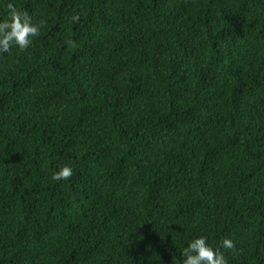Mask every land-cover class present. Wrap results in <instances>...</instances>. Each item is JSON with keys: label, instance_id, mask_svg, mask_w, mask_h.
Masks as SVG:
<instances>
[{"label": "trees", "instance_id": "trees-1", "mask_svg": "<svg viewBox=\"0 0 264 264\" xmlns=\"http://www.w3.org/2000/svg\"><path fill=\"white\" fill-rule=\"evenodd\" d=\"M12 2L43 26L0 54V264H176L198 235L264 264V0Z\"/></svg>", "mask_w": 264, "mask_h": 264}, {"label": "clouds", "instance_id": "clouds-1", "mask_svg": "<svg viewBox=\"0 0 264 264\" xmlns=\"http://www.w3.org/2000/svg\"><path fill=\"white\" fill-rule=\"evenodd\" d=\"M71 20L78 21L79 14H74ZM42 26L43 22H34L28 12L18 9L9 0L7 13L0 18V54L10 52L12 48L20 51L28 49ZM73 174V168L64 164L52 173V179L68 180ZM234 247L233 240L228 237L222 238L219 246H215L205 235L192 236L187 238L176 264H228L227 257L220 249L232 250Z\"/></svg>", "mask_w": 264, "mask_h": 264}]
</instances>
